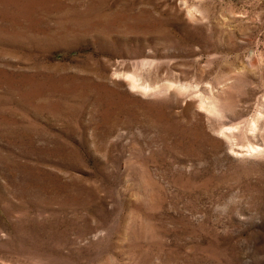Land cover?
Listing matches in <instances>:
<instances>
[{"label":"rangeland","instance_id":"obj_1","mask_svg":"<svg viewBox=\"0 0 264 264\" xmlns=\"http://www.w3.org/2000/svg\"><path fill=\"white\" fill-rule=\"evenodd\" d=\"M0 264H264V0H0Z\"/></svg>","mask_w":264,"mask_h":264}]
</instances>
